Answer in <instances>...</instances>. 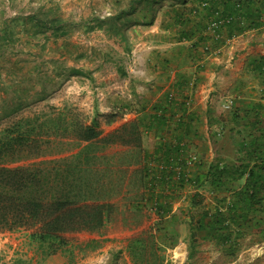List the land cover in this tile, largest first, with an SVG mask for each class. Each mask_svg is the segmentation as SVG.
Returning a JSON list of instances; mask_svg holds the SVG:
<instances>
[{
	"label": "trees",
	"instance_id": "16d2710c",
	"mask_svg": "<svg viewBox=\"0 0 264 264\" xmlns=\"http://www.w3.org/2000/svg\"><path fill=\"white\" fill-rule=\"evenodd\" d=\"M187 3L188 0L171 1L170 9L166 10L170 14V26L183 27L181 39L199 32V42L213 37L219 43L223 29L233 36L236 31L260 26L264 20V0ZM149 4L148 9L141 6L142 2H131L130 8L121 7L116 13L97 16L95 20L100 28L107 27L112 39L129 51L127 29L141 22L139 16L135 17L138 12L145 9L154 14L157 0ZM217 12L231 16L232 20L218 30L220 37L213 33L211 37V22ZM43 16L35 13L21 17L28 27L14 29V42L18 31L35 29L37 36L51 29L50 35L57 37L67 33L68 25L58 19L50 22ZM19 21L14 19V28ZM90 23L84 25L91 29ZM9 26L10 23L0 29L1 40H9ZM32 54L41 56L40 52ZM105 55L107 59L110 54ZM47 62H52L58 76L68 71L84 73L59 59ZM40 65L43 64L36 63L38 68ZM255 69L264 76V55L256 58ZM119 73L126 75L127 70L119 68ZM45 82L41 83L42 88L45 86L41 98L48 91ZM20 107L16 104L2 116H10ZM231 112L236 123L232 128L236 134L230 132L235 153L220 156L208 165L203 177H196L195 190L185 211L191 237L189 258L196 253L201 237L211 240L224 256L234 260L247 239L251 244L264 242V110H252L253 114L245 115L239 110ZM160 149L169 155L173 147L161 145ZM180 150L181 146H177L176 152ZM151 160L145 146L144 124L139 118L105 134L98 113L91 116L72 106L52 107L50 112L20 117L0 131V229H33L32 242H38L44 255H50L67 244L69 233L95 232L106 227L120 209L117 197L123 196L127 205L134 202L132 206L140 212L155 208L161 217L157 228L144 229L130 239L131 258L135 264H168L165 251L177 242L174 236H167L173 223L171 226L163 223L178 196L175 192L157 191L174 178L167 177L166 171L161 172L162 178L157 176ZM24 161L31 162L11 165ZM169 172L174 175L175 170ZM185 179V176L178 179L181 186Z\"/></svg>",
	"mask_w": 264,
	"mask_h": 264
},
{
	"label": "crops",
	"instance_id": "0c3cea01",
	"mask_svg": "<svg viewBox=\"0 0 264 264\" xmlns=\"http://www.w3.org/2000/svg\"><path fill=\"white\" fill-rule=\"evenodd\" d=\"M42 1L44 4L47 2V5L50 0ZM111 1L122 3L124 0ZM149 1L151 0H126L127 5L123 8H130L131 2H142L141 6L149 9ZM168 1L175 0H157L154 14L147 13L144 9L135 15L140 17L141 22L132 25V28L130 26L128 31L132 35L139 31L145 39L137 45L140 53L134 65L138 74L132 75L129 69L126 75L119 73L115 79L120 85L115 87H120L127 94L123 101L125 109L136 111L134 114L126 113L122 122L133 117L139 118L144 124L145 146L150 152V164L156 169L157 176L166 171L167 177L174 178L170 184L163 183L159 186L157 191L175 192L178 196L173 204L175 208L181 198L194 192L196 177H203L207 173L208 165L223 155L220 144L224 145L225 139L231 140L230 132L231 135L232 132L236 134V129L232 130L236 123L231 111L239 110L245 115L247 112L253 114L252 110H264V76L255 69L256 58L264 55V20L260 26L243 32L236 31L233 36H228L226 28L223 29L222 41L219 43L214 40L211 31L212 38L206 41H198L199 32L191 38L181 39L183 27L170 26V14L166 11L170 9V5L168 7L165 4ZM198 2L199 0H188L187 4ZM262 8L264 18V7ZM25 14L29 16V13L14 12V19H20ZM21 33L18 31V42ZM50 33L51 29H46L38 37L45 41ZM25 39L30 51L39 49L35 43L39 41L35 32L30 31ZM117 99L114 97L110 101L115 105ZM230 102L232 105L228 107ZM161 145L173 147L169 155L166 152L167 157H164L166 154L164 149H160ZM177 146L185 149V156L197 154L200 158L194 166H184L189 179H185L183 186L169 172L174 162L177 163L173 160L177 155ZM144 229H148L147 220L138 225L128 224L119 233L103 235V238L113 237L112 241L106 240L105 248L101 247L104 243L97 231H82L80 236L85 238L81 243L96 251L81 252L73 256L68 249L75 248L79 243L73 246L68 240L58 252L45 255L44 263L100 264L103 258L109 256L110 249L121 247L119 251L126 257V263L132 264L131 257L125 254L123 247H127L129 240ZM2 237L6 241L2 248H14V252L24 239L14 234V231H2L0 238ZM182 242L183 240H179L180 244ZM188 250L187 246L186 253L176 252L175 258L180 259L176 261L177 264H183V259L190 254ZM101 251L103 253L99 254Z\"/></svg>",
	"mask_w": 264,
	"mask_h": 264
},
{
	"label": "rangeland",
	"instance_id": "374dc122",
	"mask_svg": "<svg viewBox=\"0 0 264 264\" xmlns=\"http://www.w3.org/2000/svg\"><path fill=\"white\" fill-rule=\"evenodd\" d=\"M120 1L122 2V0ZM169 2L165 3L168 7ZM46 3L44 4L42 0H0V29L6 28V25L10 23L9 40L0 39V131L20 117L50 112L52 107L61 108L66 105L75 107L91 116L98 113L105 134L120 127L125 114H134L136 111L130 108L125 109L123 101L126 100L127 94L123 93L120 87H115V85H120V82L115 78L119 74V68L121 71L122 68L129 69L132 75L138 74L134 63L140 53L138 43L140 44L145 39L143 34H139V31L133 33L134 36L132 32L128 31L126 41L131 46V50H124L112 39L107 27H99L95 18L116 13L121 7L127 5L126 0L122 3H113L111 0H50L47 5ZM17 11L29 13L28 15L35 13L40 16L45 15L50 22L58 19L64 25H68V31L60 37L50 35L45 41L39 39L40 35H37L36 38L39 41H35V43L39 44V49L30 51L25 38L30 31L35 32V29H30L29 32L23 31L19 37L20 41L18 42V37H16L14 44V29L25 30L28 27L25 23L26 20L20 18V23L14 28V12ZM88 21H91L89 26H93V28L90 29L84 25ZM136 27L138 28V26ZM39 52L41 56L32 54L36 53L37 55ZM106 52L110 54L107 59ZM51 59H59L66 66L78 68L84 73L76 74L68 71L65 75L58 76L56 71H53L52 62H47ZM43 60L46 63H43ZM38 62L43 64L39 68L36 66ZM43 80L48 85V91L45 93L46 96L41 98L40 92L45 91V86L41 87ZM114 97L118 98L115 105L110 101ZM16 104L21 105L17 112L10 116H2L5 110H10ZM111 120L112 122H110ZM219 148L222 151V156L235 153L232 142L227 139L224 140V145L220 144ZM30 162L24 161L11 165L16 166ZM201 190L208 194L204 188ZM192 194H188L186 198H179L180 203L175 208L173 206L172 212L168 213L166 217L169 220L166 219V222L163 223L169 226L173 223L167 236H174V241L177 242L165 251L168 264H177L176 261L180 260L179 257L175 258L177 251L186 253L187 246L190 250V229L185 219L188 218L185 211L190 204L189 198L192 197ZM117 200L120 209L116 212L114 219L102 230L97 231V235L102 237L101 240L104 243L102 248L107 246L105 245L107 244L106 240H113V237L103 238V235L119 233L128 224L138 225L142 223H138L140 220H147L148 228L152 226L157 228L160 224L161 217L151 209L140 212L132 206L134 202L127 205V199L123 196L117 197ZM130 207L133 208L128 209ZM180 219L182 221H179ZM2 231L9 230L0 229V233ZM32 231L31 228L14 230V234L24 238L22 245L17 247L19 251L16 249L15 252L14 248H2L6 241L4 237L0 238V264H45V255L40 244L30 242ZM80 233L82 231L71 232L67 235L69 243H73V246L79 243L75 248L68 249V252L75 256L81 252L96 251V249L86 248L85 244L81 243L85 236L81 237ZM177 240H183L182 244ZM198 240L196 253L191 258L188 256L183 259V264H264V242L251 244L250 239H247L242 251L234 260L224 256L223 252L211 240H204L202 237ZM171 242L167 241L168 244ZM119 245L122 246V244ZM116 248L110 249L109 256L103 258L100 264H127L126 257L119 251L121 247ZM123 248L126 251L125 254L130 256L128 246ZM102 253L103 251L99 252V254ZM178 255L180 256V254ZM131 261L132 264H135L132 258Z\"/></svg>",
	"mask_w": 264,
	"mask_h": 264
},
{
	"label": "built area",
	"instance_id": "2783aa9c",
	"mask_svg": "<svg viewBox=\"0 0 264 264\" xmlns=\"http://www.w3.org/2000/svg\"><path fill=\"white\" fill-rule=\"evenodd\" d=\"M204 5H207V2H205ZM231 20V16L224 17L220 12H217L213 21L211 22V32L216 35V37H220L218 30L222 27V25L230 22ZM231 105L232 102H230L228 107H230ZM173 160H176L177 163L174 162V165L169 169L175 170L174 175L175 177H177L176 179H180L183 176H185L186 179H189V174L188 172L185 173L184 166L186 165L188 167H192L200 161V158L197 154L185 156V149L181 148L180 153L177 152V155L174 156ZM152 211L156 212V209L154 208L152 209Z\"/></svg>",
	"mask_w": 264,
	"mask_h": 264
}]
</instances>
